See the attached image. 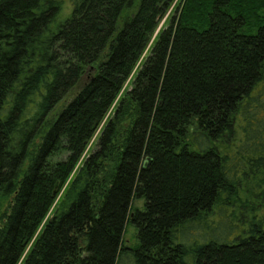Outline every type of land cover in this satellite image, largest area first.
<instances>
[{"label":"trees","instance_id":"1","mask_svg":"<svg viewBox=\"0 0 264 264\" xmlns=\"http://www.w3.org/2000/svg\"><path fill=\"white\" fill-rule=\"evenodd\" d=\"M127 252L264 264V0H0V264Z\"/></svg>","mask_w":264,"mask_h":264},{"label":"rangeland","instance_id":"2","mask_svg":"<svg viewBox=\"0 0 264 264\" xmlns=\"http://www.w3.org/2000/svg\"><path fill=\"white\" fill-rule=\"evenodd\" d=\"M133 207L143 211L145 209V200L144 199L134 200ZM137 234H138V230L135 224L131 222L128 223L126 225L125 234H124V243L126 247L130 249H135L139 246V240ZM231 236H233V232L229 229V224L225 220L222 221L218 226H214L213 229L204 230V233L202 234V237H206L207 240H209V237H211L210 240L215 238L223 239L227 237L228 239H230ZM184 237L186 241L188 240V242H186L187 245H193L199 241L197 239V236L192 232L186 233ZM120 264H135L133 253L127 252V254L123 256Z\"/></svg>","mask_w":264,"mask_h":264}]
</instances>
